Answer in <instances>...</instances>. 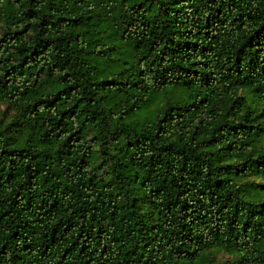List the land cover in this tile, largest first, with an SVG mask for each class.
<instances>
[{
    "label": "trees",
    "instance_id": "obj_1",
    "mask_svg": "<svg viewBox=\"0 0 264 264\" xmlns=\"http://www.w3.org/2000/svg\"><path fill=\"white\" fill-rule=\"evenodd\" d=\"M0 101V264H264V0H0Z\"/></svg>",
    "mask_w": 264,
    "mask_h": 264
},
{
    "label": "rangeland",
    "instance_id": "obj_2",
    "mask_svg": "<svg viewBox=\"0 0 264 264\" xmlns=\"http://www.w3.org/2000/svg\"><path fill=\"white\" fill-rule=\"evenodd\" d=\"M163 91L154 92L151 95V99L141 106V108L137 109L134 114V118L139 119L144 117L146 119L150 114H153L157 109V102L162 96ZM16 109L14 106L7 104L6 102L0 101V117L9 120L14 115Z\"/></svg>",
    "mask_w": 264,
    "mask_h": 264
}]
</instances>
